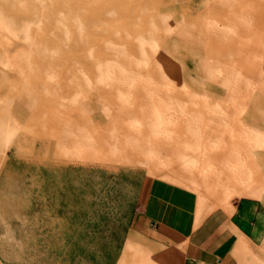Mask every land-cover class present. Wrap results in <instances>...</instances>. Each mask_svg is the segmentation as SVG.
Here are the masks:
<instances>
[{
  "label": "bare ground",
  "instance_id": "1",
  "mask_svg": "<svg viewBox=\"0 0 264 264\" xmlns=\"http://www.w3.org/2000/svg\"><path fill=\"white\" fill-rule=\"evenodd\" d=\"M262 47L264 0H0V215L10 209L9 187L22 181L28 157L42 156L39 165L59 173L88 169L93 155L135 160L149 172L161 150L182 144L193 155H182L180 175L190 171L207 193L228 184L232 193L251 194L258 178L241 190L234 181L246 178L217 174L209 155L221 146L217 137L241 129L264 144V129L247 118L253 100H264L250 55ZM121 81L131 88H119ZM165 98L180 106L162 110L157 127L118 123L144 118ZM79 104L89 120L74 110ZM101 105L110 108L97 110ZM187 130L195 135L183 142ZM144 242L132 245L144 250Z\"/></svg>",
  "mask_w": 264,
  "mask_h": 264
},
{
  "label": "rangeland",
  "instance_id": "2",
  "mask_svg": "<svg viewBox=\"0 0 264 264\" xmlns=\"http://www.w3.org/2000/svg\"><path fill=\"white\" fill-rule=\"evenodd\" d=\"M127 5L128 3L124 8L129 10L137 7L135 4ZM259 42L253 43V48L257 49ZM250 55L252 77L264 82V47ZM126 83L121 81L119 88H131ZM138 85L140 84L135 85L134 90L138 89ZM155 91H151V97L158 96ZM109 102L110 106L112 100ZM173 103L168 99L160 103L155 101L150 104L148 112H151L144 118L131 116L118 123L124 121L129 124L136 119L157 127L162 110L180 106ZM109 106L101 105L97 110H109ZM74 110L80 118H87L81 104L75 105ZM227 113L233 114L230 109H227ZM247 116L255 125L264 129V100L260 103L253 100L248 107ZM182 120L187 125V115L184 114ZM207 122L208 120L205 124ZM187 131L183 138L177 134L176 137L183 142L191 140L195 134ZM243 131L231 132L227 140L217 137V144L221 146L209 156L217 174L226 175L235 171L246 178L244 184L234 181L241 190L248 188L250 182L246 183V180L258 178L256 184L260 186L253 187L249 195L259 196L264 193V144L256 145L251 135ZM171 132L173 133L169 137H175L173 126ZM190 148L182 144L170 154L161 150L158 163H154L149 172L135 160H117L112 157L113 160L110 161L93 155L86 160L90 165L88 169L68 168L66 172L59 173L60 168L55 171L53 167L39 165L42 156L38 162L28 157L22 181L9 187L10 209L4 216L0 215V264H147L150 250L145 245L146 238L135 209L137 189L143 176L169 180L174 184L193 188L196 193L198 191L202 201L207 202H198L199 214L207 213L217 206L231 208V200L240 195L232 193L234 186L228 184L225 189L215 184L212 190L214 194L207 193L204 187H200L203 183H198L190 171L183 170L184 175H180V167L184 164L181 157L193 155ZM75 154L74 159H82V154ZM28 155L31 156V153L28 152ZM59 174L65 183L62 188L55 185L56 180L60 179ZM64 174H67L65 178ZM231 183L232 180L229 179V184ZM210 206L215 207L210 209ZM137 240L145 241L144 250L132 245ZM131 258L133 262H130ZM253 258L256 264H264L254 253Z\"/></svg>",
  "mask_w": 264,
  "mask_h": 264
},
{
  "label": "crops",
  "instance_id": "3",
  "mask_svg": "<svg viewBox=\"0 0 264 264\" xmlns=\"http://www.w3.org/2000/svg\"><path fill=\"white\" fill-rule=\"evenodd\" d=\"M174 183L145 175L138 185L135 209L153 264H256L253 253L264 261V193L199 214L198 202L207 204L199 192Z\"/></svg>",
  "mask_w": 264,
  "mask_h": 264
}]
</instances>
